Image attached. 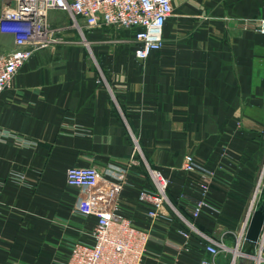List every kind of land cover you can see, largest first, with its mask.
<instances>
[{
    "label": "crops",
    "instance_id": "crops-1",
    "mask_svg": "<svg viewBox=\"0 0 264 264\" xmlns=\"http://www.w3.org/2000/svg\"><path fill=\"white\" fill-rule=\"evenodd\" d=\"M173 4L165 45L144 60L130 30L49 12L60 39L0 93V264H61L113 206L148 230L143 264H196L210 257L206 243L216 264L233 258L264 186V0ZM12 46L0 33V53ZM186 154L208 180L182 168ZM72 166L95 167L99 189L68 185ZM154 169L168 179V203L150 217L138 193L154 188ZM201 199L208 206L194 216Z\"/></svg>",
    "mask_w": 264,
    "mask_h": 264
},
{
    "label": "built area",
    "instance_id": "built-area-1",
    "mask_svg": "<svg viewBox=\"0 0 264 264\" xmlns=\"http://www.w3.org/2000/svg\"><path fill=\"white\" fill-rule=\"evenodd\" d=\"M10 5L0 10V33L12 38V48L0 53V93L9 85L18 69L35 50L45 47L60 38L50 28V11L67 12L74 21L82 20L88 28L114 27L132 32L133 54L138 60L148 58L160 50L164 43V27L173 13L174 0H9ZM258 31L264 33V17L258 18ZM185 171H200L203 177H210L212 171L200 165L192 155L182 159ZM154 188H143L138 198L148 205L147 215L157 217L167 200L168 179L159 169L152 170ZM66 183L80 189L96 191L100 187L101 176L93 166L68 167ZM208 180V178H207ZM207 186L202 184L203 193ZM263 184L258 182L255 195L247 214L236 233L235 254L229 264H237L241 246L252 211L261 194ZM208 206L201 199L194 206L193 215ZM184 238L189 232L179 229ZM90 243L75 242L61 264H143L147 254L149 232L135 226L116 207L98 215L91 231ZM209 258H201L196 264H216L218 248L214 243H206ZM264 250V222L254 246L253 264L261 263ZM180 264V263H178Z\"/></svg>",
    "mask_w": 264,
    "mask_h": 264
},
{
    "label": "water",
    "instance_id": "water-1",
    "mask_svg": "<svg viewBox=\"0 0 264 264\" xmlns=\"http://www.w3.org/2000/svg\"><path fill=\"white\" fill-rule=\"evenodd\" d=\"M264 222V186L250 216L237 264H253L254 246Z\"/></svg>",
    "mask_w": 264,
    "mask_h": 264
},
{
    "label": "rangeland",
    "instance_id": "rangeland-1",
    "mask_svg": "<svg viewBox=\"0 0 264 264\" xmlns=\"http://www.w3.org/2000/svg\"><path fill=\"white\" fill-rule=\"evenodd\" d=\"M175 1V0H174ZM11 2H9V0H0V10L7 6V5H10ZM55 16H61V17H66V16H69V14L67 12H62V11H55ZM51 28V27H50ZM52 30H54V28H51ZM55 31V30H54ZM55 33H57V31H55ZM165 33V31H164ZM165 45V43H164ZM167 198V197H166ZM166 203H168V198L166 200ZM240 244H238V246L236 247V253L239 251V246Z\"/></svg>",
    "mask_w": 264,
    "mask_h": 264
}]
</instances>
